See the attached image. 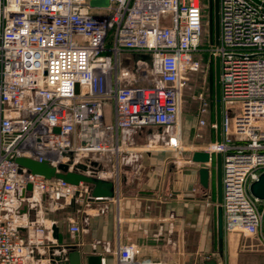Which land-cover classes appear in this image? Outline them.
<instances>
[{
    "label": "built area",
    "instance_id": "built-area-1",
    "mask_svg": "<svg viewBox=\"0 0 264 264\" xmlns=\"http://www.w3.org/2000/svg\"><path fill=\"white\" fill-rule=\"evenodd\" d=\"M89 1L0 0V264H28L45 246L44 229L23 236L14 214L27 185L55 201L93 199L88 185L46 179L16 158L73 169L91 155L117 157L120 131L147 126L173 127L169 146H179L181 98L205 51L201 0ZM218 17L219 42L207 51L219 59L220 141L201 150L221 154L224 233L264 249V199L249 190L264 172V7L218 0ZM124 54L151 63L152 84H132ZM207 112L204 101L199 113ZM138 254L117 239L115 264H177Z\"/></svg>",
    "mask_w": 264,
    "mask_h": 264
},
{
    "label": "crops",
    "instance_id": "crops-1",
    "mask_svg": "<svg viewBox=\"0 0 264 264\" xmlns=\"http://www.w3.org/2000/svg\"><path fill=\"white\" fill-rule=\"evenodd\" d=\"M196 118L192 115L188 127L184 118L178 148L169 146L173 127L147 126L120 131L122 151L117 157L107 153L85 159L87 174L95 171L107 180H112L117 163L119 187L112 198L87 199L82 192L73 199L55 201L47 195L22 191L14 213L20 231L26 236L42 227L46 240L28 264H53L52 253L62 256L54 264L69 261L66 245H75L81 252V264H85L82 253L99 254L102 264H115L117 239L122 245H136L141 259L203 264L212 258L217 264H264V249L255 237L237 240L238 234L224 233L220 249L215 163L205 188L199 182L197 164L190 161L193 151L217 141V131L204 125L201 136H194ZM149 141L152 146H148ZM73 226L79 230L71 231Z\"/></svg>",
    "mask_w": 264,
    "mask_h": 264
},
{
    "label": "water",
    "instance_id": "water-1",
    "mask_svg": "<svg viewBox=\"0 0 264 264\" xmlns=\"http://www.w3.org/2000/svg\"><path fill=\"white\" fill-rule=\"evenodd\" d=\"M253 2L260 4L264 7V3L259 0H252ZM90 6H107L108 0H90ZM214 43L217 45L219 42V17H218V0L214 1ZM144 59H149L147 55L143 56ZM215 112H216V131H217V142L220 141V125H221V108H220V83H219V59L216 57L215 61ZM190 161L197 164L195 170L199 176L200 184L207 188L209 185L210 177V167L212 163H215L216 171V195H217V236L220 249H222L224 231H223V221H222V209L221 203V154L216 153L210 154L204 150H195L191 154ZM16 162L20 167L28 169L31 173L40 175L46 179L57 178L61 179L67 183L78 185L80 182L86 184L90 188V195L96 199L102 198H112L115 193L114 183L112 180H107L96 176L95 171L87 174L88 166L80 163L73 169H69V166L64 163L58 164L56 167L50 165L47 161L38 162L31 158L19 157L16 158ZM32 189L31 185H27L25 191H30ZM250 193L259 199H264V172L258 176V179L251 183L249 187ZM54 230V238H58L56 233V228ZM66 249L70 251V260L63 261L60 264H81L80 251H76L75 245H66ZM60 248V247H57ZM52 252V251H51ZM85 264H102V256L99 254H85ZM62 256H54L53 253L50 255V259L54 264L55 261H60ZM203 264H217L215 259H206Z\"/></svg>",
    "mask_w": 264,
    "mask_h": 264
},
{
    "label": "rangeland",
    "instance_id": "rangeland-1",
    "mask_svg": "<svg viewBox=\"0 0 264 264\" xmlns=\"http://www.w3.org/2000/svg\"><path fill=\"white\" fill-rule=\"evenodd\" d=\"M214 1L215 0H201L203 18L201 48H204L205 51H200L198 53L197 56L202 65L201 69L188 76V83L183 91L180 109V134L183 132L185 117L187 123L186 127H188V122L189 119L192 118V115L197 117V126L193 128V132H195L194 136H198V134L201 136V133H203V129L201 128L204 125L208 127L209 125L211 126L215 120V58L207 51L214 43ZM121 65L129 68L131 71L130 73L133 74L135 81L132 84H152V75L150 73L151 63L148 60H142L136 55L124 54L121 57ZM204 101L208 103V112L203 116L199 113V109ZM200 118L205 119L204 125L199 124ZM238 235L239 236L235 237V239L238 238L237 240L247 238L246 235ZM257 245L259 246V244Z\"/></svg>",
    "mask_w": 264,
    "mask_h": 264
},
{
    "label": "trees",
    "instance_id": "trees-1",
    "mask_svg": "<svg viewBox=\"0 0 264 264\" xmlns=\"http://www.w3.org/2000/svg\"><path fill=\"white\" fill-rule=\"evenodd\" d=\"M214 44V43H213Z\"/></svg>",
    "mask_w": 264,
    "mask_h": 264
}]
</instances>
